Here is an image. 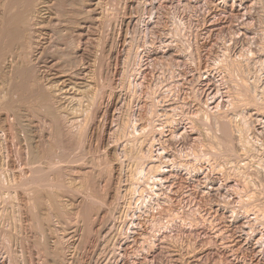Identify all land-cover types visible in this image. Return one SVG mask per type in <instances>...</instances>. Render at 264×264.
I'll return each mask as SVG.
<instances>
[{"label": "rangeland", "instance_id": "rangeland-1", "mask_svg": "<svg viewBox=\"0 0 264 264\" xmlns=\"http://www.w3.org/2000/svg\"><path fill=\"white\" fill-rule=\"evenodd\" d=\"M0 2V264H264V0Z\"/></svg>", "mask_w": 264, "mask_h": 264}, {"label": "bare ground", "instance_id": "bare-ground-1", "mask_svg": "<svg viewBox=\"0 0 264 264\" xmlns=\"http://www.w3.org/2000/svg\"><path fill=\"white\" fill-rule=\"evenodd\" d=\"M0 3H1V2H0ZM7 7H8V6H7ZM20 12H21V11H20ZM28 12H29V10H28ZM10 23H11V22H10ZM37 23H38V22H37ZM7 24H8V23H7ZM7 24H6V25H7ZM11 25H12V24H11ZM11 25H10V26H11ZM41 27H42V26H41ZM11 29H13V28L11 27ZM3 30H4V28H3ZM19 32H20V31H19ZM4 35H5V34H4ZM19 36H20V35H19ZM42 37H43V36H42ZM14 57H15V56H14ZM0 60H1V59H0ZM238 61H239V60H238ZM232 62H233V61H232ZM238 67H239V66H238ZM228 69H229V68H228ZM230 70H231V69H230ZM64 73L66 74L67 72H64ZM237 73H238V72H237ZM63 75H64V74H63ZM18 77H19V76H18ZM29 77H30V76H29ZM238 77H239V76H238ZM11 78H12V77H11ZM16 83H17V82H16ZM18 85H19V84H18ZM248 89H249V88H248ZM66 90H67V89H66ZM70 90H71V89H70ZM83 91H84V90H83ZM242 93H243V92H242ZM242 95H243V94H242ZM242 95H240L239 97H241ZM236 97H237V96H236ZM68 98H70V97H68ZM260 98H261V97H260ZM72 99H73V98H72ZM72 99H71V100H72ZM77 99H78V98H77ZM80 99H82V98H80ZM232 99H233V98H232ZM232 99H231V101H232ZM236 99H237V98H236ZM243 99H244V98H243ZM69 100H70V99H69ZM83 100H84V99H83ZM233 100H234V102H235V99H233ZM239 100H240V98H239ZM240 101H241V100H240ZM236 102H237V101H236ZM236 102H235V105H236ZM82 104H83V103H82ZM233 104H234V103H233ZM231 105H232V104H231ZM242 106H243V105H242ZM230 107H231V106H230ZM227 109H228V107H227ZM228 110H229V109H228ZM231 111H233V110H231ZM235 111H236V110H235ZM72 113H73V112H72ZM237 113H238V112H237ZM227 114L229 115V113H227ZM232 114H233V112H232ZM233 115H235V114H233ZM224 116H225V115H224ZM227 117H228V116H226V119H227ZM211 118H212V117H211ZM211 118H210V119H211ZM217 118H218V117H217ZM228 118H229V119H231V118H232V119H235V117L233 118V116H232V117L229 116ZM203 119H204V118H203ZM247 119H248V118H247ZM170 120H171V119H170ZM76 121H77V120H76ZM78 121H79V120H78ZM78 121H77V122H78ZM236 122H237V121H236ZM236 122H235V123H236ZM225 123H226V122H225ZM215 124H216V123H215ZM231 124H232V123H231ZM236 124H237V123H236ZM246 124H248V123H246ZM73 125H74V123H73ZM227 125H228V124H227ZM238 125H239V124H238ZM238 125H237V126H238ZM234 126H235V125H234ZM221 128H222V127H221ZM240 128H241V127H240ZM238 129H239V128H238ZM244 129H245V128H244ZM248 129H249V128H248ZM217 130H218V129H217ZM123 131H124V130H123ZM225 131H226V129H225ZM237 131H238V130H237ZM248 131H249V130H248ZM223 132H224V131H223ZM227 132H228V131H227ZM239 132H240V131H239ZM59 133H60V132H59ZM209 134H210V133H209ZM224 134H225V133H224ZM228 134H230V133H228ZM239 134H241V133H239ZM242 135H243V134H242ZM212 136H213V135H212ZM221 136H222V135H221ZM219 139H220V138H219ZM224 141H225V140H224ZM248 143H249V142H248ZM248 143H246V144H248ZM212 144H213V143H212ZM67 146H68V145H67ZM71 146H72V145H71ZM228 147H229V146H228ZM247 149H248V148H247ZM30 157H31V156H30ZM74 158H75V157H74ZM48 160H49V159H48ZM49 161H50V160H49ZM31 162H32V161H31ZM32 172H33V171H32ZM4 176H5V175H4ZM44 178H45V177H44ZM46 178H47V177H46ZM5 179H6V178H5ZM36 190H37V189H36ZM14 191H15V190H14ZM15 193H16V192H15ZM2 196H3V195H2ZM0 197H1V196H0ZM6 198H7V197H6ZM6 198H5V199H6ZM11 198H12V197H11ZM3 201H4V199H3ZM6 201H7V200H6ZM6 201H5V202H6ZM10 237H11V236H10ZM13 237H14V236H13ZM10 253H11V252H10Z\"/></svg>", "mask_w": 264, "mask_h": 264}]
</instances>
